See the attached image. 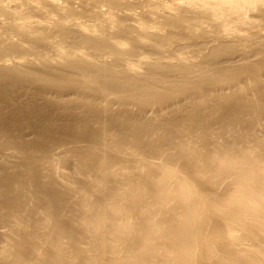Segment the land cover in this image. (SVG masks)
<instances>
[{"label": "bare ground", "instance_id": "1", "mask_svg": "<svg viewBox=\"0 0 264 264\" xmlns=\"http://www.w3.org/2000/svg\"><path fill=\"white\" fill-rule=\"evenodd\" d=\"M0 264H264V0H0Z\"/></svg>", "mask_w": 264, "mask_h": 264}]
</instances>
